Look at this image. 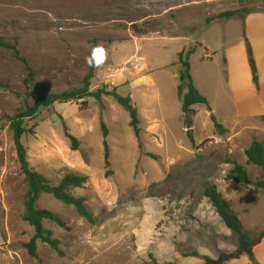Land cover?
I'll return each mask as SVG.
<instances>
[{
	"label": "rangeland",
	"instance_id": "374dc122",
	"mask_svg": "<svg viewBox=\"0 0 264 264\" xmlns=\"http://www.w3.org/2000/svg\"><path fill=\"white\" fill-rule=\"evenodd\" d=\"M227 12L236 15L217 18ZM251 12L264 13V0H0V41L16 48L0 47V264H203L204 257L234 253L241 237L205 198L209 185L222 196L234 195L243 240L258 239L264 190L256 185L264 172L247 164L245 151L254 138L264 143V116L237 122L234 95L240 83L244 94L254 86L244 74L249 63L241 51L240 21ZM97 47L105 59L90 90L106 87L131 98L141 149L128 113L111 97L87 105L55 103L28 119L30 133L22 142L30 168L53 186L67 174L86 176L87 184L71 194L85 198L97 219L89 224L73 207L42 194L37 207L57 214L70 231L44 222L60 241V252L39 241L32 257L27 244L35 232L23 219L27 182L11 121L39 96L82 88ZM191 48L194 85L227 130L219 136L206 108L193 106L196 148L187 138L177 94L178 56ZM226 49L239 55L233 86L223 63ZM207 52L213 60L204 59ZM29 80L36 89L27 90ZM232 162L246 169L248 184L227 180Z\"/></svg>",
	"mask_w": 264,
	"mask_h": 264
},
{
	"label": "trees",
	"instance_id": "16d2710c",
	"mask_svg": "<svg viewBox=\"0 0 264 264\" xmlns=\"http://www.w3.org/2000/svg\"><path fill=\"white\" fill-rule=\"evenodd\" d=\"M249 14V13H247ZM246 14V15H247ZM236 15L235 12H227L220 14L218 19L229 20L231 17ZM245 15V16H246ZM244 16V17H245ZM244 19V18H243ZM242 19V20H243ZM137 28H134L136 30ZM140 32V31H138ZM0 47H5L8 49L16 50L15 47L5 44L0 41ZM195 53L194 49H189L186 53L182 52L178 56V62L180 65L179 70V85L177 88V94L181 101V110L183 114V125L186 130V135L191 143V145L196 148L194 133H193V106H203L206 108L208 113H210V119L214 124L215 129L219 136H223L227 133L225 127L220 124L210 107L208 99L199 92L195 87L192 76H191V65L190 57ZM246 53L248 57V63L251 70L252 81L257 90L260 91V80L257 70L256 61L254 59V54L252 47L246 40ZM98 66H90L89 73L83 81V87L63 93L57 94H47L37 97L32 106H27L25 109L20 111V113L11 121V131L13 133V141L17 151V156L19 163L21 165V170L25 176L27 182V194L25 200V215L23 217L24 221L27 222L31 227L34 228V236L27 244V248L32 257H36L37 243L40 241L44 244L49 245L58 253L60 241L53 238L51 231L44 228V222H51L57 227L70 231V228L57 214L49 210L39 209L37 207V202L42 194L52 195L57 201L63 203L66 206H71L75 209L78 216L86 220L89 224H96L97 219L95 215L89 210L86 205V199L82 197H75L71 194L74 189L83 188L87 182L88 178L83 175L67 174L58 185L53 186L51 183L41 176L40 174L34 172L29 165L27 157V149L25 148L22 139L27 134L30 133L25 127V123L28 119L34 118L37 113L43 108H49L55 103L66 104L68 102H79L87 105L89 99H94L97 103H101L103 97H111L130 117L129 126L133 131L135 139L139 143V148L141 149V130L140 119L138 111L130 97L121 96L116 89L109 91L106 87L98 89L95 92L90 90L91 81L95 77V71ZM26 88L28 91L36 89L31 80L26 82ZM264 120V117H262ZM102 134L104 138V155L105 164L107 167L110 166L109 155L110 149L107 143L108 131L106 126L102 124ZM69 138L76 143V139L72 136ZM148 157L157 160L158 157L148 154ZM245 156L247 158V164L259 167L264 172V143L254 138L251 142L250 147L245 151ZM233 170L227 176L228 181H233L237 184H248L249 176L246 169L236 162H232ZM257 188L264 190V179L257 182ZM204 196L211 203L212 207L215 209L217 215L220 217L224 225L234 234L241 237V241L238 245L237 250L231 254L222 253L217 259H212L209 257H204L203 264H227L230 261L238 260L243 256H248L253 264H258L255 260L253 250L256 245L260 244L264 240V231L255 241L243 240L244 229L239 217L233 212L230 204L223 198L222 194L219 192L217 186L209 185L204 190ZM153 259V258H152ZM152 264H158L153 260ZM174 264V263H168Z\"/></svg>",
	"mask_w": 264,
	"mask_h": 264
},
{
	"label": "crops",
	"instance_id": "0c3cea01",
	"mask_svg": "<svg viewBox=\"0 0 264 264\" xmlns=\"http://www.w3.org/2000/svg\"><path fill=\"white\" fill-rule=\"evenodd\" d=\"M240 22H241L242 29L244 32L243 37H242L243 40L241 39V44H242L241 51L242 53H244L246 57L247 56L246 47H245L246 40L244 39V37L246 36L248 39L247 41L252 45L253 53L255 55L256 65H257V70H258L259 80H260V91L257 92L256 88L254 86L253 87L251 86L248 93H245V94L241 93V90L243 88H242L241 83L239 82L240 84L237 89L240 88V92L234 93V95L236 96L235 107H236V115H237L236 121L237 122L241 121L240 119L242 118H256V117L259 118V117L264 116V13L251 12L247 14L244 17V19ZM234 53H237V52L230 50V49H226L224 59H223L224 66H226L225 73H227L226 75H228V78H227L228 83L231 85L233 81L235 82V79L233 78L237 77V70L240 69V68H237L236 66L237 62H235L236 58L239 57V55L237 54V57L235 56L233 57ZM204 59L207 61L213 60V58H211V54L208 52L204 55ZM234 71L236 75L232 76ZM243 71L246 76V79L252 82V75H251L250 68L247 63ZM197 89L199 90L201 94H203L204 96H207L205 93L202 92L201 89L199 88ZM207 99L210 104L211 102L208 96H207ZM211 109L213 113L214 112L213 108L211 107ZM223 197L230 204L233 212L237 215L236 213L237 209L233 205L234 195L231 194L230 197H226L224 195ZM253 253H254L256 262L258 264H264V240L260 244L255 246ZM227 264H253V262L248 256H243L242 258L238 260L230 261Z\"/></svg>",
	"mask_w": 264,
	"mask_h": 264
},
{
	"label": "clouds",
	"instance_id": "9594fccd",
	"mask_svg": "<svg viewBox=\"0 0 264 264\" xmlns=\"http://www.w3.org/2000/svg\"><path fill=\"white\" fill-rule=\"evenodd\" d=\"M105 53L100 47L93 49L91 57L88 58L89 66H99L104 62Z\"/></svg>",
	"mask_w": 264,
	"mask_h": 264
}]
</instances>
